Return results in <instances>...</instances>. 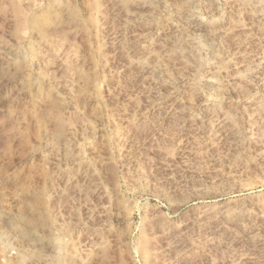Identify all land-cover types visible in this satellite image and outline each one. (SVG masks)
Wrapping results in <instances>:
<instances>
[{"label": "rangeland", "instance_id": "374dc122", "mask_svg": "<svg viewBox=\"0 0 264 264\" xmlns=\"http://www.w3.org/2000/svg\"><path fill=\"white\" fill-rule=\"evenodd\" d=\"M0 264H264V0H0Z\"/></svg>", "mask_w": 264, "mask_h": 264}, {"label": "bare ground", "instance_id": "6f19581e", "mask_svg": "<svg viewBox=\"0 0 264 264\" xmlns=\"http://www.w3.org/2000/svg\"><path fill=\"white\" fill-rule=\"evenodd\" d=\"M237 193H241V192L240 191H229V192H226L220 196H232V197H234Z\"/></svg>", "mask_w": 264, "mask_h": 264}]
</instances>
